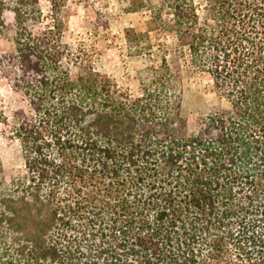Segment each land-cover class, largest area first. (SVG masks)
<instances>
[{"label":"trees","instance_id":"1","mask_svg":"<svg viewBox=\"0 0 264 264\" xmlns=\"http://www.w3.org/2000/svg\"><path fill=\"white\" fill-rule=\"evenodd\" d=\"M132 2L176 40L138 97L90 66L70 76L54 0L46 31L16 19L0 67L30 114L12 128L26 174L0 192V264H264V0ZM181 61L226 103L192 134Z\"/></svg>","mask_w":264,"mask_h":264},{"label":"rangeland","instance_id":"2","mask_svg":"<svg viewBox=\"0 0 264 264\" xmlns=\"http://www.w3.org/2000/svg\"><path fill=\"white\" fill-rule=\"evenodd\" d=\"M51 0H0V57L14 50L16 19L33 33L53 24ZM61 7L62 39L77 60L72 58V78L85 67L107 75L119 90L132 97L141 94L162 57L172 62L176 47L173 35L149 30L148 10H135L132 0H54ZM155 2V0H153ZM128 31V32H127ZM143 34V40L138 35ZM139 50V51H138ZM80 59H82L80 61ZM181 75V114L187 133L197 128V118L208 106H225L206 73L185 67ZM20 111L30 114L27 99L12 88L0 67V192L15 178L26 174L20 142L13 137V124Z\"/></svg>","mask_w":264,"mask_h":264}]
</instances>
